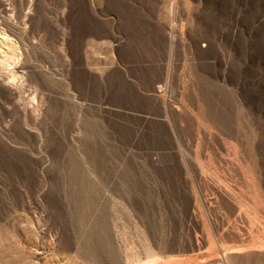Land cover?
Returning <instances> with one entry per match:
<instances>
[{
	"label": "rangeland",
	"instance_id": "rangeland-1",
	"mask_svg": "<svg viewBox=\"0 0 264 264\" xmlns=\"http://www.w3.org/2000/svg\"><path fill=\"white\" fill-rule=\"evenodd\" d=\"M84 7L0 0V264H264V0H168L167 68L103 78Z\"/></svg>",
	"mask_w": 264,
	"mask_h": 264
},
{
	"label": "crops",
	"instance_id": "crops-1",
	"mask_svg": "<svg viewBox=\"0 0 264 264\" xmlns=\"http://www.w3.org/2000/svg\"><path fill=\"white\" fill-rule=\"evenodd\" d=\"M84 6L64 17L70 22L62 50L71 71L103 78L167 68L174 48L168 0H84Z\"/></svg>",
	"mask_w": 264,
	"mask_h": 264
},
{
	"label": "bare ground",
	"instance_id": "bare-ground-1",
	"mask_svg": "<svg viewBox=\"0 0 264 264\" xmlns=\"http://www.w3.org/2000/svg\"><path fill=\"white\" fill-rule=\"evenodd\" d=\"M0 38H7V37L4 33L0 32ZM3 59L2 60L0 59L1 67L4 66L7 73H11V68L14 67L18 63V55H16V54L13 55V53H12L11 61H9V59H4V60ZM6 71H5V73H6ZM7 79H8V77H7ZM184 260H185V258H173V259H169L168 261H161V258H155V259H151V260H146V261L142 262L141 264H181L182 261H184Z\"/></svg>",
	"mask_w": 264,
	"mask_h": 264
}]
</instances>
